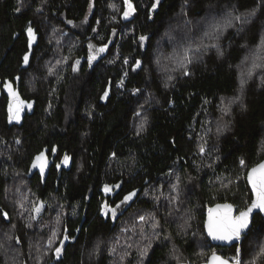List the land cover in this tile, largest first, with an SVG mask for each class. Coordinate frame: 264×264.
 I'll return each mask as SVG.
<instances>
[{"label": "trees", "instance_id": "obj_1", "mask_svg": "<svg viewBox=\"0 0 264 264\" xmlns=\"http://www.w3.org/2000/svg\"><path fill=\"white\" fill-rule=\"evenodd\" d=\"M92 1L88 14L91 0H0V230L8 235L10 227L20 264H199L213 253L236 259L237 246L213 247L203 225L214 204L231 203L238 212L250 204L246 173L264 160V0H129L136 13L127 22L114 21L111 0ZM229 12L246 22L239 27ZM226 14L231 21L223 32L205 31L206 21ZM177 24L181 42H200L206 53L199 62L191 55L188 74L163 86L155 41L165 25ZM29 29L37 36L31 51ZM91 41L109 46L95 64L84 47ZM63 54L64 68L47 75V59ZM17 77L26 106L19 121L9 119L4 91ZM28 77L36 81L32 94ZM142 106L146 118L138 128ZM54 147L45 174L36 157ZM65 156L69 166L58 170ZM20 175L29 196L18 215L15 187L10 204L5 187ZM174 181L187 188L178 209ZM104 187L118 189L110 197ZM129 194L115 221L102 216V205L115 207ZM147 224L152 233L142 229ZM263 240L264 218L256 215L242 239L241 264L251 251L255 264H264Z\"/></svg>", "mask_w": 264, "mask_h": 264}, {"label": "rangeland", "instance_id": "obj_2", "mask_svg": "<svg viewBox=\"0 0 264 264\" xmlns=\"http://www.w3.org/2000/svg\"><path fill=\"white\" fill-rule=\"evenodd\" d=\"M92 2L93 1L91 0V3L88 6V10H87L88 14H90V12L93 9ZM132 7L134 11L132 12L130 16L125 18L124 13L125 11H127V5L125 4V0H111L110 2H108V6H107L109 10H111L113 13L116 14L114 21L115 20L117 21L118 17H120L121 22H127L134 18L136 12H135V8L133 4H132ZM229 13H232L233 15L235 14L234 12H229ZM234 16L235 18H237V16L239 15L235 14ZM86 18H87V15H86ZM245 18L248 19V16ZM228 20L231 21V15L228 17ZM228 20H227V14L224 17H221L220 19L211 18V20L209 21H206V22L203 21L205 22L204 23L205 25L203 28H205V31H209L211 35L213 34V30L217 31L218 28L220 29V31L223 32L226 29L225 27H229L230 25L229 24L230 22H228ZM178 21L179 20H175V22H178ZM244 22H246L245 19L243 20L239 19V21H236L237 24H240L238 25L239 27ZM178 26L179 24H177V26L174 27V30H172L170 25H167V26L165 25L164 27L165 31L164 32L162 31L155 41L156 50H155L154 57H153V64L157 72L156 73L157 79L159 80L160 84L163 86H168L171 83H173L177 75L188 74V69H190V67L195 61L194 58H191V55H197V54L199 55L198 56L199 60L196 59V62L201 61V59L205 57L206 50L202 51V44L200 42H197V41H194V43H188V42L182 43L181 42L182 32L179 34V31L182 30V26H179V27ZM169 28H171L172 32L168 31ZM58 33L63 43H65V41L66 42L68 41L67 36L64 33V31H59ZM117 34H118V30L114 29L112 31L111 40H110L109 45L113 42L114 38H116ZM183 40H185V38ZM142 44L143 45L145 44V39L142 40ZM71 45H74V46L76 45L77 47L78 43L74 41L72 42ZM62 46H64V44H62ZM84 47L86 48L87 53H88V56H87L88 63L95 64L99 62V60L107 53L109 46L108 44L105 46H98L94 42L91 41V42H88L87 45L84 44ZM101 48L104 49L103 52L99 51V49ZM90 56H95V59L89 61ZM68 60L69 58L67 54L66 55L63 54L62 57L57 55V56L48 58L46 61L45 67H44L46 69L47 75H52L55 73L59 74V72L57 71L62 70V68H64ZM36 79L39 80V77H36ZM26 84H27L29 93L32 94L35 91V85H36L35 79H33L32 77H28L26 80ZM145 92L146 93H143L144 94L143 96L145 97V100L143 102L145 104H150L152 102L150 98L151 94L148 91H145ZM138 95L139 97L141 96V94H138ZM143 109H144V106L139 107L136 111L137 120L139 123H141V125L138 126V128H143L144 124H142V122L145 123L146 117L144 115ZM224 130L225 128H222L221 132L224 133L223 132ZM200 142L203 147L208 146L207 143H205V140H200ZM69 161L70 160L68 159V161L65 163L64 158H63L61 162L57 164V169L60 170L62 167L67 168L69 166ZM176 180L180 181V179H176ZM177 181L173 182V187L178 186ZM26 184H27L26 177L23 175H20L19 179H16L15 177L14 182L11 187H10V183L7 184L5 187L6 188L5 194L8 195L7 202L9 204H10V189L12 187H15V189H13L14 195L11 198V200L15 199V202H17L18 204V208L16 212V214L18 215H21L22 211H24L26 207L25 202H27V198L29 196V194L25 190ZM106 188L108 189V191H105ZM117 189L118 187H104L103 193L105 195L113 197V195L117 192ZM177 189H178L177 191L178 197L174 196V205L178 209V207H180V204H181V199L186 196L185 190L187 188H183L179 190V186H178ZM132 196L133 195H131V198L129 200L127 201L124 200L123 202L118 203L115 207L105 205V204L102 205V216L105 218L111 219V221H115L118 218V216L122 214L121 211L124 209V207L127 206L129 202L132 200ZM172 198L173 197L170 196V199ZM40 211H41V208H39V211H36V214H38ZM147 218L148 216L145 218L144 222L148 221ZM141 227L142 229H145L146 233L147 232L152 233L154 229V226L152 224H147L146 228H144L143 225ZM67 241L68 239L64 238L63 241L61 242L62 244L58 247L61 249L59 255L57 254L55 250V258H58L63 253L64 246ZM261 250L262 252H264V248H261ZM0 252L4 255L3 256L4 258L1 264H20L19 262L20 259L18 257L19 256V245L17 244L14 238L10 237V227H9L8 235H6L4 232L0 230ZM256 261L257 259H255V255L253 251H251L250 254L246 258L245 264H248V262L250 264H255Z\"/></svg>", "mask_w": 264, "mask_h": 264}, {"label": "snow or ice", "instance_id": "obj_3", "mask_svg": "<svg viewBox=\"0 0 264 264\" xmlns=\"http://www.w3.org/2000/svg\"><path fill=\"white\" fill-rule=\"evenodd\" d=\"M125 4L127 5V11H125L124 16L127 18L132 14L134 11L132 4L129 2V0H125ZM156 5H153L155 8ZM239 19V17H237ZM71 23V21H69ZM29 33L31 34V29H29ZM145 39L144 37H141V40ZM91 47V46H90ZM100 52H103L104 49H99ZM95 59V56H90L89 61ZM25 63L28 61V57H24ZM78 63V62H77ZM75 70V69H74ZM6 87L9 88V93L13 97L15 101V106L13 108V105L10 104L9 111L12 113L9 117L10 120L16 119L19 121V113L21 107L24 105V101L20 100L19 96L12 92L10 86L6 85ZM108 95L107 92H105L104 97H101V99H104ZM28 107H31V105H28ZM203 150V149H201ZM55 151V149H53ZM44 154L41 153L39 156L36 157V161H43ZM69 157H64V162L66 163L68 161ZM244 161H241V164H243ZM36 166L35 163L33 165ZM41 171H43V164H41ZM248 181L252 185L253 192L255 193V199L252 201L251 206L246 210L239 213L238 216H232L231 214V205H217L215 209L209 210V218L206 222V228L208 231V235L211 236L213 239L218 240H233L240 239L241 233L244 229H246L249 225V214L253 211V209H259L260 211L264 212V163L258 164L256 167L252 168L248 173ZM105 191H108L106 188ZM131 195L125 197V201L129 200L131 198ZM222 210V211H221ZM36 211H39V208L36 209ZM5 217H7V214H4ZM143 219V217L141 218ZM67 239V237H65ZM61 249L57 248L56 252L59 255ZM239 249H237V253L239 255ZM209 264H228L227 260L222 259L221 257L217 256L215 253L210 258ZM236 264H239V260L237 259Z\"/></svg>", "mask_w": 264, "mask_h": 264}, {"label": "water", "instance_id": "obj_4", "mask_svg": "<svg viewBox=\"0 0 264 264\" xmlns=\"http://www.w3.org/2000/svg\"><path fill=\"white\" fill-rule=\"evenodd\" d=\"M27 38H28V45H29V48H30V51L32 49V47L34 46V44L37 42V36L34 35V32L31 31V34L29 33V31H27ZM10 82L9 81H6L5 82V85L4 87H6V85H8ZM15 83H16V91H18V88H19V84H20V79L17 77L15 79ZM13 87L14 85L11 84ZM13 105V108L15 106V101H13L11 103ZM12 114V113H11ZM53 149H55V151L52 150L51 152V155H48V149H44L41 153L44 154V159L43 161H37V165L38 167L41 169V164H43V171L45 174H47L51 167L53 166V164L55 163V160H56V157H57V148L54 147ZM40 153V154H41ZM260 163H264V160L260 161L259 163H257L256 165L252 166L246 173V177H245V180H246V183H247V186L251 192V202L250 204L244 209V210H241V211H237L236 210V207L234 205H232L231 203H217V204H214L213 206L211 207H208L205 211V219H204V233L208 239V241L210 242V244L213 246V247H221V248H230L232 246H237V249H239V255H237L236 259L230 261L226 258H224L223 256H221L220 254L218 253H215L217 256L221 257L222 259L224 260H227L228 261V264H236V261L237 259L239 260V264H241V243H242V239L243 237L250 231V229L252 228V223H253V219L256 215H260L261 217L264 218V212L260 211L259 209H253V211L249 214V225L246 229L243 230V232L241 233V237L240 239H233V240H218V239H213L211 236L208 235V231H207V228H206V222L208 221V218H209V210L210 209H215L217 205H231L232 206V209H231V214L232 216H238L240 212L242 211H246L252 204V201L256 198L255 197V193L253 192V189H252V185L249 183L248 181V173L249 171L256 167L258 164ZM46 178V175L45 177ZM38 208V207H37ZM222 211V210H221ZM213 254H211L209 256V258L203 262V263H199V264H209V261H210V258ZM188 264V263H187Z\"/></svg>", "mask_w": 264, "mask_h": 264}, {"label": "flooded vegetation", "instance_id": "obj_5", "mask_svg": "<svg viewBox=\"0 0 264 264\" xmlns=\"http://www.w3.org/2000/svg\"><path fill=\"white\" fill-rule=\"evenodd\" d=\"M11 84H12V83L10 82V83L8 84V86H10L12 92L17 93V92H16V90H17V89H16V83L13 84L14 87H13ZM18 89H19V88H18ZM4 91H5L6 95L9 97V106H10V103H12V102L14 101V99H13V97L10 95V93H9V88H8V87H4ZM25 108H26V106H25V104H24V105L21 107V109H20L19 118L24 116L25 111H26ZM13 120H16V119H13Z\"/></svg>", "mask_w": 264, "mask_h": 264}]
</instances>
